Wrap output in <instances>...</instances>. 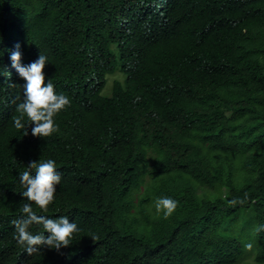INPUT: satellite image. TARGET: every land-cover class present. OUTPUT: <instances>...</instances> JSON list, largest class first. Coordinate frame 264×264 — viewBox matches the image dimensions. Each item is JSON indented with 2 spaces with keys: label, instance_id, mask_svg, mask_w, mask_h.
I'll list each match as a JSON object with an SVG mask.
<instances>
[{
  "label": "trees",
  "instance_id": "obj_1",
  "mask_svg": "<svg viewBox=\"0 0 264 264\" xmlns=\"http://www.w3.org/2000/svg\"><path fill=\"white\" fill-rule=\"evenodd\" d=\"M126 1L0 0V69L17 44L24 65L42 53L45 83L71 100L57 133L32 136L25 116L24 136L23 92L0 75V264H264V0H137L145 11L116 27ZM147 20L165 46L137 44ZM49 159L61 183L32 207L81 231L29 256L19 174Z\"/></svg>",
  "mask_w": 264,
  "mask_h": 264
},
{
  "label": "clouds",
  "instance_id": "obj_2",
  "mask_svg": "<svg viewBox=\"0 0 264 264\" xmlns=\"http://www.w3.org/2000/svg\"><path fill=\"white\" fill-rule=\"evenodd\" d=\"M145 8L139 1L120 3L119 7L112 13V20L116 27L128 19L131 15L136 16L139 12H144ZM137 44L147 48H161L167 44L162 31L152 21H145L142 29L136 38ZM20 46H12L7 56L3 58L0 75L5 78V83H9L12 91L23 92L24 99L20 102L16 111L19 116L14 118V126L23 129L24 136L28 135V127L22 123L26 116L31 125H34L31 134L34 137L46 138L59 131V126L55 123L54 117L70 106L71 100L63 93L57 94L55 86L48 80L45 83L44 69L47 65V57L40 53L38 59L28 65H24ZM12 70L26 82L24 85L19 79L12 83L6 79L7 73ZM123 80L120 73L114 75V79ZM123 86L125 84H122ZM111 86V81L107 87ZM10 93V92H7ZM9 100L8 98L6 99ZM34 171V174H33ZM61 174L57 171L54 160H46L28 163L26 170L19 174V181L25 189L21 195L29 201L23 203L20 211L22 218L15 219L12 224L15 227L17 242L25 247V252L29 256L40 253L41 248L54 249L57 252L61 248L70 247L75 234L81 229L75 222H70L67 216H60L57 219L47 218L37 215L32 204L34 203L41 210L47 211L48 206L53 203L57 186L61 183ZM177 201L170 197L157 198L155 206L157 211H163L165 216L171 215L177 207ZM42 225L43 232L34 234L30 231L32 225ZM45 232L48 236H45Z\"/></svg>",
  "mask_w": 264,
  "mask_h": 264
}]
</instances>
